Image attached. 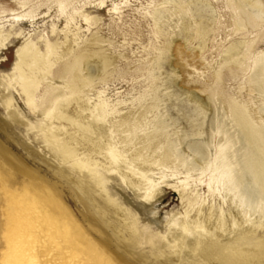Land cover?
<instances>
[{
	"label": "rangeland",
	"instance_id": "374dc122",
	"mask_svg": "<svg viewBox=\"0 0 264 264\" xmlns=\"http://www.w3.org/2000/svg\"><path fill=\"white\" fill-rule=\"evenodd\" d=\"M207 1L212 20L203 33L186 0L178 5L167 0H22L26 11L12 0H0V172L4 176L0 179V264L10 225L24 241L29 235L31 240L37 238L33 264H187L156 257L162 246L172 252L175 245L168 241L181 232L174 221L195 216L182 199V184L192 202L206 200L217 208L223 202L214 201L207 187L195 189L196 172L181 140L184 107L194 98L214 97L219 100L218 112H209L206 121L227 117L229 124L231 105L255 114L263 105L262 97L252 93L248 76L254 61L264 57V22L254 28L240 27V10L233 0ZM116 5L118 11L113 10ZM157 10L165 12L160 22L154 18ZM13 14H26L35 22H12ZM28 39L44 54L50 40L61 57L43 80L37 112L27 105L15 70L18 51ZM233 44L240 47V69L224 64ZM86 60L101 63L102 71L95 78L81 71ZM55 91L81 103L87 115L108 116L107 126L123 164L111 166L97 156L96 174L80 170L50 143L45 132L55 125L42 112ZM257 116L264 118V113ZM166 119H173L175 125L162 138L171 137L181 159L165 162L164 149L159 148L143 151L152 164L135 161L133 149L142 147L139 142H147ZM133 139L139 142L131 149L127 144ZM222 139L223 135L211 139L215 156ZM126 167L145 174L157 186L154 199L142 198L143 182L130 171L138 188L124 184L121 173H126ZM99 180L109 196L136 217L135 240L107 210L97 192ZM134 205L143 208L137 211ZM14 217L30 219L32 227L25 226L23 219L17 224ZM259 240L264 247V227L244 248L254 249ZM186 253L190 255L188 249Z\"/></svg>",
	"mask_w": 264,
	"mask_h": 264
},
{
	"label": "bare ground",
	"instance_id": "6f19581e",
	"mask_svg": "<svg viewBox=\"0 0 264 264\" xmlns=\"http://www.w3.org/2000/svg\"><path fill=\"white\" fill-rule=\"evenodd\" d=\"M12 1L15 6H19V9L26 11L25 2ZM167 1L173 5L181 2V0ZM233 1L240 10L238 20L240 27L254 28L264 22V3L261 0ZM186 2L198 20L199 30L207 33L212 20L208 1L186 0ZM119 7L116 5L113 10L118 11ZM12 16V22H21V25L24 22H35V20H29L26 14H13ZM164 16V11L157 10L154 13V18L158 22ZM72 19L70 18L69 22ZM84 19L86 22L90 21L88 16H84ZM188 28L189 25L186 24L187 33ZM28 41L29 39L18 51L15 70L18 73L17 83L27 105L32 111L37 112L43 80L52 74L56 62L61 57L50 40H46L47 52L45 54L36 44ZM239 49L238 44H233L228 48L224 64L240 69L243 63L238 57ZM254 62V70L248 76V81L252 93L255 92L260 98L262 97L259 100L263 101V105L260 104L258 114L264 113V57ZM81 71L86 72L88 78H95L102 71V65L98 61L88 62L86 60ZM62 78H66V75ZM218 101L214 97L206 100L194 98L190 106L184 107L185 111L182 116L186 124L181 140L192 158L189 166L196 172L195 189L207 187L208 194L213 197L214 201L221 199L223 206L220 205L217 208L212 204L207 205L206 200H200L199 203L192 202L190 198H187L189 194L186 184H182V199L194 209L192 211L195 216L175 220L181 232L173 235L168 241L169 245L172 243L175 245L172 252H168L165 246H162L159 256H155L164 257L165 261L170 263L181 260L187 264H264L262 240L256 243L254 249L244 248V243L257 235L264 227V118L258 117L255 111L244 109L239 105H231L229 124L226 121L227 117L220 119L221 117L212 116L206 121L209 112H218ZM219 103L222 106V103ZM42 115H46L50 123L55 125V129L50 127L45 132L47 139L80 170L86 169L96 174L97 156H103L111 166H120L124 163V160H121L122 155L113 143L110 129L107 126L108 116L104 113L87 115L81 103L55 91L50 97L47 110L42 112ZM127 120L125 118L123 122ZM170 120L161 121L156 134L148 138L147 142L146 140L144 143L136 139L130 140L127 145L131 149L137 146L138 142L142 144L139 149H133L135 161L152 164L144 157L143 151L159 148L164 149L165 162L181 159L182 153L176 152V143L171 137L167 135L165 139L162 138L168 128L175 123L173 119ZM219 135H223L224 143L222 142L223 145L220 146L219 155L215 156L211 153V139ZM107 170L113 169L109 167ZM124 171L126 173H121L124 184L131 188H138L127 173L130 171L133 176L139 177L143 182L142 198L148 202L154 199L157 186L145 174L128 167ZM3 178L0 172V179ZM97 192L104 197L107 210L117 216L122 227L129 232V239L135 240L139 231L136 217L109 196L102 180L98 181ZM46 195L52 196L50 191ZM134 206L137 211L142 207ZM17 218L20 221L16 220ZM14 219L17 224H20L23 219L26 221L25 226L32 227L30 219L21 217H14ZM7 232V244L6 249L2 251L1 262L3 264H33L37 257V238L31 240L33 236L29 235V240L24 241L22 236L21 238L17 236L18 232H15L14 225L8 226ZM184 248L190 251V255Z\"/></svg>",
	"mask_w": 264,
	"mask_h": 264
}]
</instances>
